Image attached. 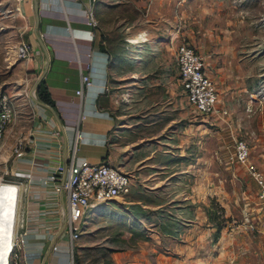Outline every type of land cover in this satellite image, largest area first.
<instances>
[{
    "label": "crops",
    "instance_id": "crops-1",
    "mask_svg": "<svg viewBox=\"0 0 264 264\" xmlns=\"http://www.w3.org/2000/svg\"><path fill=\"white\" fill-rule=\"evenodd\" d=\"M130 1L135 14L127 17L121 10L125 0H40L38 33L36 0H16L6 8L9 15L21 19L19 43L26 40L32 45L31 56L17 64L20 76L2 86L17 114L0 145L5 171L15 177L0 184V251L10 253L16 226L26 234L20 248L22 264H73L68 194L56 190L58 180L51 178L58 164L67 167L73 152L77 160L105 161L131 171L130 192L110 200L119 202L116 212L162 218L168 213L166 231L183 230L185 248L203 243V235L215 229H204L202 220L213 207L209 202L225 195L217 171L219 151L231 153L234 136L246 137L241 115L246 104L241 99L248 83L232 41L235 35L225 26L206 22L214 9L206 0H151L147 17L136 12L139 0ZM188 4L200 6L201 11L187 18ZM90 8L96 25L88 21ZM170 8H177L173 17L168 16ZM12 27L1 20L3 49L11 44L7 37ZM119 30L125 31L124 40L118 38ZM184 40L206 54L207 69L219 90L218 104L227 106L229 115L188 113L176 60L177 45ZM49 55L44 79L61 120L32 94ZM30 58L35 73L28 72ZM86 72L93 82L78 93ZM111 78L116 92L129 90V98L121 96L119 107L106 91ZM247 96L249 105V92ZM170 105L176 110L166 111ZM157 106L162 113L154 111ZM20 139L22 155L14 150ZM262 146V151L252 153L260 163H264ZM228 167L233 173L230 180L238 182L239 194L246 199L252 183L238 174L257 182L242 164ZM4 233L11 236L3 242ZM49 239L54 245L44 262L43 247Z\"/></svg>",
    "mask_w": 264,
    "mask_h": 264
},
{
    "label": "rangeland",
    "instance_id": "rangeland-1",
    "mask_svg": "<svg viewBox=\"0 0 264 264\" xmlns=\"http://www.w3.org/2000/svg\"><path fill=\"white\" fill-rule=\"evenodd\" d=\"M122 12L124 16H132L130 0H125ZM151 0H139L135 7L139 16L147 17L148 5ZM204 1V0H202ZM16 0H0V22L6 19L13 27L7 37L10 46L3 49L4 39L0 35V86L9 85L20 76L22 71L17 64L25 59L18 55L20 39L19 24L21 19L9 15L8 6H13ZM210 9L206 22L215 27L225 26L235 35L234 46L237 48L238 61L245 65L248 89L242 95L241 115L243 118V134L249 139L253 154L262 151L264 144V92L260 98L247 105V92L264 91V0H206ZM7 6H5V5ZM4 5V7L2 6ZM177 8L167 9L168 16L173 17ZM201 11L200 6L186 5V17ZM9 12V13H8ZM9 15V16H8ZM199 18V15L196 16ZM206 18V19H207ZM176 24V22L174 23ZM172 25V23H171ZM173 26V25H172ZM120 27V26H119ZM123 27V25H122ZM125 31L119 30L118 38L125 39ZM19 45V44H18ZM17 50V51H16ZM17 52V53H16ZM11 60V61H10ZM115 79L107 88L115 104H120L121 96L129 98V90L115 91ZM250 89V91H248ZM107 95V96H108ZM109 97V96H108ZM106 102L109 100L106 98ZM117 107V108H118ZM174 107V106H173ZM168 107L171 112L176 109ZM116 108V109H117ZM161 106L154 111L162 113ZM115 109V110H116ZM188 113H197L196 108L187 103ZM118 110V109H117ZM153 109H151L152 111ZM182 112L181 109H177ZM202 114V113H201ZM221 122L219 118H216ZM256 145V146H255ZM227 151V149H226ZM219 151L218 178L223 179V200L213 199L209 205L213 207L206 211L202 227L210 233L203 235V243L185 248V232L168 233V216L162 218L156 214L134 217L130 213H118L115 210L119 202L110 201L93 208L81 222V233L76 239L74 255L79 264H264V201L257 198V184L245 175L244 182L249 184V196L246 199L239 194V184L231 181V153ZM0 149V184L3 181H14V176L5 171V161L1 159ZM258 190V189H257ZM164 212H168L165 210ZM6 234V233H4ZM11 235H3V242ZM6 249H3L5 253Z\"/></svg>",
    "mask_w": 264,
    "mask_h": 264
},
{
    "label": "built area",
    "instance_id": "built-area-1",
    "mask_svg": "<svg viewBox=\"0 0 264 264\" xmlns=\"http://www.w3.org/2000/svg\"><path fill=\"white\" fill-rule=\"evenodd\" d=\"M88 21L96 25V15L93 8L87 11ZM130 40V39H129ZM132 41V40H130ZM32 53L30 42L23 40L18 45V55L29 58ZM176 60L180 70L188 101L202 114H219L227 116L230 109L220 106L217 82L207 69L206 54L188 41H181L177 45ZM90 72L82 76V85L77 89L82 93L84 86L92 84ZM263 88L250 92V103L259 99ZM17 114L16 106L10 95L0 86V145L9 124ZM14 150L18 155L24 154V140L17 141ZM252 147L249 140L242 135L234 136V149L231 152V161L242 164L250 177L258 184V196L264 201V163L256 161L252 156ZM67 167L58 164L51 174V178L58 180L56 190H65L68 194L67 224L71 234L70 249L75 260L74 249L76 239L82 229L81 222L91 208L110 202V200L124 196L131 190V171L124 170L105 161H91L88 158L76 159V152L71 155ZM17 223V218H16ZM26 240V234L19 232L15 226L14 244L10 251L9 264H22L21 246ZM57 247V245H55Z\"/></svg>",
    "mask_w": 264,
    "mask_h": 264
},
{
    "label": "water",
    "instance_id": "water-1",
    "mask_svg": "<svg viewBox=\"0 0 264 264\" xmlns=\"http://www.w3.org/2000/svg\"><path fill=\"white\" fill-rule=\"evenodd\" d=\"M36 14H37V21H36L35 31L38 33V26H39V22H40V0H36ZM49 65H50V55L48 56V61H47L46 67L39 74V76H38V78H37V80H36V82H35V84L33 86L32 94L43 105L50 107L53 110V112L55 113V115L57 116V118L59 120H61V116L59 115L58 110L54 106H52L49 103H47V102L43 101L42 99H40L38 97V95H37V87H38L40 81L44 78V75H45L46 71L48 70ZM53 245H54V239H49V240H47L45 242V245L43 247V249H44V254H43L44 262H45L46 258L48 257V255L50 253V250L52 249ZM0 264H5V263H3V261L0 260Z\"/></svg>",
    "mask_w": 264,
    "mask_h": 264
},
{
    "label": "trees",
    "instance_id": "trees-1",
    "mask_svg": "<svg viewBox=\"0 0 264 264\" xmlns=\"http://www.w3.org/2000/svg\"><path fill=\"white\" fill-rule=\"evenodd\" d=\"M28 72L30 73L36 72V70L33 69V59L32 58H30L28 61ZM37 93L40 99L49 103L52 106H56L55 99L53 98L51 90L44 78L40 81L37 87ZM75 260L77 261L76 257H75Z\"/></svg>",
    "mask_w": 264,
    "mask_h": 264
},
{
    "label": "bare ground",
    "instance_id": "bare-ground-1",
    "mask_svg": "<svg viewBox=\"0 0 264 264\" xmlns=\"http://www.w3.org/2000/svg\"><path fill=\"white\" fill-rule=\"evenodd\" d=\"M132 40L136 41L135 39H132ZM13 244H14V241H13ZM13 244H12V246H13ZM0 260L3 261V263H5V264H9L10 253L9 254H4L3 252L0 251Z\"/></svg>",
    "mask_w": 264,
    "mask_h": 264
}]
</instances>
